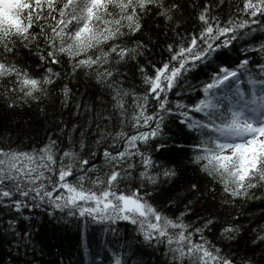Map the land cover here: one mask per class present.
<instances>
[{
	"label": "snow or ice",
	"instance_id": "1",
	"mask_svg": "<svg viewBox=\"0 0 264 264\" xmlns=\"http://www.w3.org/2000/svg\"><path fill=\"white\" fill-rule=\"evenodd\" d=\"M4 8L0 94L8 108L44 103L53 117L40 146H0V237L11 264L43 255L38 213L107 225L124 242L108 264H143L121 222L163 264H264V248L259 258L238 249L252 218L244 224L233 212L238 201L264 202V36L252 39L264 34V0H11ZM161 23L174 38L157 62L150 45ZM234 49V61L218 62ZM200 72L206 79L193 83ZM89 89L94 99H85ZM169 120L191 141L205 183L161 205L154 193L177 176L153 156L168 147ZM217 186L219 204L198 211ZM251 234L246 248L264 246V224Z\"/></svg>",
	"mask_w": 264,
	"mask_h": 264
},
{
	"label": "trees",
	"instance_id": "2",
	"mask_svg": "<svg viewBox=\"0 0 264 264\" xmlns=\"http://www.w3.org/2000/svg\"><path fill=\"white\" fill-rule=\"evenodd\" d=\"M235 3H241V0H235ZM242 6V4H241ZM191 11V10H189ZM235 12V7L231 9ZM229 9L227 5L221 13L223 18H227ZM5 16L1 15L0 19ZM195 27L194 19L189 20L185 25L188 31ZM163 24L161 29L155 30L154 39L158 42L151 47L150 57L153 61H161L167 59V53L163 51L165 43L172 42L173 34L169 32L166 38L163 35ZM184 31V29H181ZM264 34L256 33L252 39L258 41ZM238 53L234 49L233 52L225 50L220 53V61L231 63L236 59ZM206 79L204 72L198 73V79H193V83H198L199 80ZM81 86V91H83ZM89 97L95 98L93 90L89 89L85 99ZM46 103V102H45ZM42 103L40 108H44ZM36 105L32 107L23 106L16 108H8L5 98L0 94V146L5 142H10L14 149L21 151H30L34 146H40L41 141H45L47 135L50 134L49 129L52 127L50 121L53 119L51 112L52 108L49 106L45 112H41ZM67 119V113L64 114ZM162 137L167 143L168 147L162 149L160 152H153L154 159L165 164L168 167H174L177 171V176L171 183L161 185L156 192L155 201L158 204H165L169 198H175L178 195L182 198L191 183L197 182L201 185L205 180L198 173L196 167L191 164L189 159V144L190 140L178 130L177 124L171 120L166 121L163 129ZM219 186H217V198L213 200L212 195L206 193L201 205H198V211L210 205L219 204ZM239 211L241 213L240 222L244 224L249 223V217L252 218V223L249 231L243 233L239 240L238 249L246 251L251 255L253 252L259 258L262 247H245L250 245L254 238L251 234V228L257 225L264 224V202L259 200L253 201H238L237 207L233 212ZM59 215V213H57ZM37 219L34 221L38 231L35 234V241L37 243L38 252L43 250V255H37L36 260L38 264H108V257L111 256L114 248L123 251L122 244L124 242H117L118 237L111 232L105 231L107 225H100L88 221L85 226L84 222L79 218L66 217L67 222L47 216L44 213H38ZM195 219V217H189ZM118 227L121 233L125 231L128 233L127 240L130 241L133 249L140 253L137 257L143 260V264H163L164 257L160 251L151 248L143 247L137 244L131 232V226H127L125 222H121ZM214 239V237H211ZM87 241L89 248L88 253L85 254L83 243ZM0 264H11L10 257L7 252V241L0 237Z\"/></svg>",
	"mask_w": 264,
	"mask_h": 264
},
{
	"label": "rangeland",
	"instance_id": "3",
	"mask_svg": "<svg viewBox=\"0 0 264 264\" xmlns=\"http://www.w3.org/2000/svg\"><path fill=\"white\" fill-rule=\"evenodd\" d=\"M8 2L10 3L11 0H0V14L5 16V8H4V4Z\"/></svg>",
	"mask_w": 264,
	"mask_h": 264
}]
</instances>
